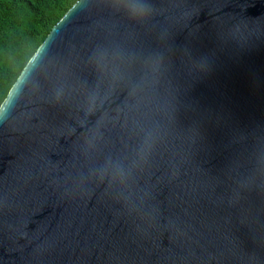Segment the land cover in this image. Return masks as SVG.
<instances>
[{
	"label": "water",
	"instance_id": "95a60500",
	"mask_svg": "<svg viewBox=\"0 0 264 264\" xmlns=\"http://www.w3.org/2000/svg\"><path fill=\"white\" fill-rule=\"evenodd\" d=\"M77 0L0 106V264H264V0Z\"/></svg>",
	"mask_w": 264,
	"mask_h": 264
},
{
	"label": "trees",
	"instance_id": "16d2710c",
	"mask_svg": "<svg viewBox=\"0 0 264 264\" xmlns=\"http://www.w3.org/2000/svg\"><path fill=\"white\" fill-rule=\"evenodd\" d=\"M77 0H0V106L53 26Z\"/></svg>",
	"mask_w": 264,
	"mask_h": 264
},
{
	"label": "clouds",
	"instance_id": "9594fccd",
	"mask_svg": "<svg viewBox=\"0 0 264 264\" xmlns=\"http://www.w3.org/2000/svg\"><path fill=\"white\" fill-rule=\"evenodd\" d=\"M100 3L122 11L130 20L136 22H143L152 14L148 0H100Z\"/></svg>",
	"mask_w": 264,
	"mask_h": 264
}]
</instances>
